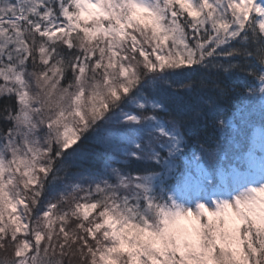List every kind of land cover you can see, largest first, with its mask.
<instances>
[{
	"label": "snow or ice",
	"instance_id": "1",
	"mask_svg": "<svg viewBox=\"0 0 264 264\" xmlns=\"http://www.w3.org/2000/svg\"><path fill=\"white\" fill-rule=\"evenodd\" d=\"M0 264H264V0H0Z\"/></svg>",
	"mask_w": 264,
	"mask_h": 264
}]
</instances>
